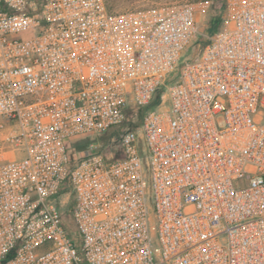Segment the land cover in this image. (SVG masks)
I'll return each mask as SVG.
<instances>
[{"label":"built area","instance_id":"built-area-1","mask_svg":"<svg viewBox=\"0 0 264 264\" xmlns=\"http://www.w3.org/2000/svg\"><path fill=\"white\" fill-rule=\"evenodd\" d=\"M222 19L0 0V264H264V0Z\"/></svg>","mask_w":264,"mask_h":264},{"label":"rangeland","instance_id":"rangeland-1","mask_svg":"<svg viewBox=\"0 0 264 264\" xmlns=\"http://www.w3.org/2000/svg\"><path fill=\"white\" fill-rule=\"evenodd\" d=\"M195 0H115V12H126V11H133L136 9L146 8L150 6H155L159 4H183L188 3L192 4L195 12L196 17L198 20L199 25V33L200 34H210V30L212 29L211 20L215 18V25L217 31L219 27L221 26L222 18L224 16L225 7L218 1V0H210L208 2H199L194 3ZM200 38H198L197 41L193 42L188 50L184 53L183 59H189L193 56H195L199 51L198 42H200ZM177 74V70L169 77L168 82L165 83V86H162L160 89L157 90V94L155 97L159 96V99H155V106L160 102L161 96L165 92V87L169 85L170 82H172ZM117 134V130H111L107 132L106 134L98 137L95 139L96 143H102L105 141L110 140L112 137H114ZM89 141L85 142L88 143ZM68 190V189H65ZM69 202L71 200V197H69ZM70 207V204L69 206ZM63 211H66V208L64 206Z\"/></svg>","mask_w":264,"mask_h":264},{"label":"trees","instance_id":"trees-1","mask_svg":"<svg viewBox=\"0 0 264 264\" xmlns=\"http://www.w3.org/2000/svg\"><path fill=\"white\" fill-rule=\"evenodd\" d=\"M208 1H210V0H195L194 3L208 2ZM218 1L225 7L226 0H218ZM105 2H106V6H107L109 11H111V12L115 11V0H105ZM214 21H215V18H213L211 20L212 29L209 32L210 34H212L214 32V30L216 29V25H215ZM156 94H157V92H156ZM155 95H154L153 99L151 100L150 104L144 109V111L152 109L155 107V99H157V100L159 99V96L155 97ZM109 131H111V130H109ZM85 146H86V143H84L82 145H78L76 147V149L80 150V149L84 148Z\"/></svg>","mask_w":264,"mask_h":264}]
</instances>
